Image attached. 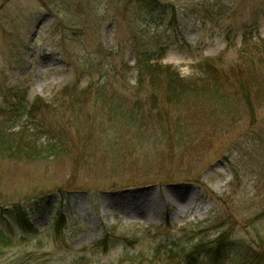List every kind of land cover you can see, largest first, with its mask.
I'll list each match as a JSON object with an SVG mask.
<instances>
[{
  "label": "rangeland",
  "instance_id": "rangeland-1",
  "mask_svg": "<svg viewBox=\"0 0 264 264\" xmlns=\"http://www.w3.org/2000/svg\"><path fill=\"white\" fill-rule=\"evenodd\" d=\"M147 1L0 0V231L12 240L0 264L264 258V83L239 87L243 68L259 72L264 0ZM147 59L189 79L186 92L170 97L162 76L139 85ZM206 63L228 72L220 97ZM113 88L160 116H114L97 100ZM36 102L29 120L7 111Z\"/></svg>",
  "mask_w": 264,
  "mask_h": 264
},
{
  "label": "trees",
  "instance_id": "trees-1",
  "mask_svg": "<svg viewBox=\"0 0 264 264\" xmlns=\"http://www.w3.org/2000/svg\"><path fill=\"white\" fill-rule=\"evenodd\" d=\"M154 2H155V0H148L147 1V3L149 5L150 4L153 5ZM155 5L158 6L156 4V2H155ZM160 9H161V7H160ZM250 53H251L250 50H248V52L245 55V58H249ZM253 58H255V59H253ZM253 60H255V63L260 64V65L256 66V69L259 70V72L257 74L252 75L251 68L249 67L250 65H248L247 67H245L243 69L241 68L242 70L240 71V74H243V75H242V78L239 79V87H240V85H242V88L245 90H247L249 83L253 79L256 81L257 84L264 83V44L260 43L256 47H254V50L252 52V55H251L249 61H253ZM138 68H139V73H140L139 74V76H140L139 85L141 83H143V80H145V77H147V76L150 78H155L156 76H158V77L162 76L164 78V80H167L166 89H167L168 95L170 97L173 96V97L178 98L179 95L186 92L185 88L191 84L190 83L191 81L187 78H184V77L183 78L176 77L177 79H175V77H172V76H174V74L169 70L168 67H160L159 65L150 63L149 59L139 60L138 61ZM247 69H248V72H246ZM203 73H206V74L207 73H213V74H211L212 78H210L213 81L210 92H214L216 94V91H217L216 97H220L221 95H223L226 91V85L224 82H222V78L225 77L228 74V72H226L225 70H223L217 66H214L213 64L206 63L205 67L203 69ZM245 73H247V75H251V76L244 77ZM233 74H235V76L237 75V77L240 75L239 71L233 72ZM169 78L171 81L169 80ZM112 86L113 85H110V87H112ZM95 87L97 88V86H95ZM102 87H104V88H101V90L106 89L105 88L106 85H102ZM137 88H140V86ZM108 92L110 93L109 96L105 95L104 94L105 92H103L101 94V96L99 98H97V100L102 104V106H105V105L110 103V110L114 116H126V119H129L131 121V123L137 122L139 124V127L143 123H146L145 120L148 119V116H152L154 114V112L156 115L160 116V112H156V110H157L156 108L150 109V107L147 106L145 108V110L143 109V106L147 105V103L149 104L148 99L150 97H148L146 100L141 99V98L130 99L127 96L125 97L124 95H121L114 88L109 90ZM102 97H104V98H102ZM27 106H28L27 103H24V104L16 103L15 105L13 103L11 108L10 109L8 108L7 111L13 112V114H15V119H18V121L22 119V117L19 116V114L22 113L21 115H23V113L27 112L25 114H28L27 119L29 120L35 114H38L37 109L39 107H42V104L39 102L32 104L30 106L29 111L27 110ZM46 108H48V106H46ZM152 111H153V113L151 114ZM23 117H25V116H23ZM144 118H145V120H142ZM17 139H19V138L17 137ZM63 139L64 138L61 137L62 145H65L67 142H65ZM15 141L17 143L18 140H15ZM30 142L32 143L33 140H30ZM5 143L8 144V143H10V141L5 140ZM49 146H51V145L49 144ZM35 150H37V149H35ZM65 193L66 192L62 190L61 193H59V194L62 196H65ZM18 220L21 223V225H23V226L30 224V219L28 218V216L26 214L22 213L19 216ZM0 240L5 242V243H8V242L11 243L12 242V240L9 239V236H7L6 234H4L1 231H0ZM228 243L229 242H228L227 234L224 233V234L220 235L219 237H217V239L215 240V245H217V246L214 247V249H209V248L205 247L204 244H202V246H200L201 247L200 249L207 248V250L210 251V254H209L210 256L220 257V255H222V250L228 245ZM248 248H249L251 254H253L254 250L251 249L250 247H248ZM202 251H205V250L202 249ZM209 251H208V253H209ZM162 252L168 254L167 252L163 251V248L159 249L157 253H160V255H161ZM160 255H159V257H160ZM176 255L177 254H174V257H173L170 254L169 259L174 260V258H176ZM84 262H85V260L83 258H81L80 260H77L73 264H85ZM241 264H264V258L260 254L252 255V257L245 256L243 258V261Z\"/></svg>",
  "mask_w": 264,
  "mask_h": 264
}]
</instances>
